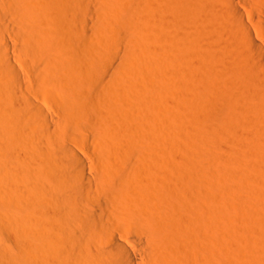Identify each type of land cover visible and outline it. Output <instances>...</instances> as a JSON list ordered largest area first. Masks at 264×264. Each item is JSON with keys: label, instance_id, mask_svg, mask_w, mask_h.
<instances>
[{"label": "bare ground", "instance_id": "bare-ground-1", "mask_svg": "<svg viewBox=\"0 0 264 264\" xmlns=\"http://www.w3.org/2000/svg\"><path fill=\"white\" fill-rule=\"evenodd\" d=\"M88 1L0 0V264H264V0H143L112 34ZM157 79L176 142L129 105Z\"/></svg>", "mask_w": 264, "mask_h": 264}, {"label": "rangeland", "instance_id": "rangeland-1", "mask_svg": "<svg viewBox=\"0 0 264 264\" xmlns=\"http://www.w3.org/2000/svg\"><path fill=\"white\" fill-rule=\"evenodd\" d=\"M97 0H89L88 2H87V5L89 6H87L88 8V11H89V13L88 14H90V18L88 17V19H90L91 21H93L94 23H97L99 26H101V27H104V25H105V27L103 28L104 30H106L105 32L106 33H110V32H112V30H113V32H114V29L116 30V29H118V27L120 26L121 27V24H119V22L121 23V21H119L118 20V18H121L120 20H122V18L124 19V18H126L128 15V13L126 14L125 12H127V11H125V10H127V7H129L130 8V10H129V8H128V12L129 13H131L132 14V11L134 12L135 11V13H133V14H136V15H131V16H134L133 18H138V20L137 19H135L134 21H137V22H135V26H137L138 27V25L137 24H139L140 22V19L142 18L141 16L143 15L142 14V11H138L139 9H140V4H141V7H143V6H145V5H143V4H145L144 2H143V0H139V2H137L138 0H128V1H126V0H113V2H112V0H110V2H109V0L107 1V0H99V1H101V2H96ZM103 1V2H102ZM104 1H106V2H104ZM115 1V2H114ZM124 1H126V2H124ZM132 1V2H131ZM145 1V0H144ZM246 1H248L249 3H252L251 1H249V0H246ZM118 2V3H117ZM127 2H128V4H127ZM137 2V3H136ZM146 2H147V0H146ZM91 3V4H90ZM105 3V4H104ZM110 3V4H109ZM118 5H117V4ZM120 3H122V4H120ZM126 3V4H125ZM140 3V4H139ZM116 4V5H115ZM132 4H137L138 5V8L137 9H135V6L134 5H132ZM99 7H98V6ZM101 5V6H100ZM109 5V6H108ZM136 5V6H137ZM110 6L111 7H113V8H110ZM134 7V9L135 10H133L131 7ZM91 7H92V9H91ZM105 8H109L108 10L107 9H105ZM116 8V9H115ZM121 8V9H120ZM247 8V7H246ZM249 8V7H248ZM119 9H120V11H119ZM123 9H124V11H123ZM142 9V8H141ZM91 10V11H90ZM112 10H114V11H112ZM93 11V12H92ZM98 11V12H97ZM103 11V12H102ZM112 11V12H111ZM116 11V12H115ZM96 14V16H95V14ZM107 13V14H106ZM110 13V14H109ZM123 13L124 14H126V15H123ZM141 14V15H137V14ZM106 14V15H105ZM93 15V16H92ZM99 15H101V16H99ZM123 15V16H122ZM130 15H129V18H130ZM104 16V17H103ZM107 16V17H106ZM126 16V17H125ZM93 17V18H92ZM96 17V18H95ZM110 18V19H109ZM115 18V19H114ZM128 18V17H127ZM100 19H101V21H100ZM106 20V21H105ZM115 20V21H114ZM99 21H100V23H99ZM107 21H110L111 23H112V25H110L111 23L110 22H107ZM116 21H119V22H116ZM104 22H105V24H104ZM114 22V23H113ZM109 24V26H111V27H109L108 28V25ZM113 24H115V27H112L113 26ZM116 24H118V26L116 25ZM107 26V27H106ZM107 28V29H106ZM111 28V29H110ZM114 28V29H113ZM122 28V27H121ZM102 29V31H104ZM123 29V28H122ZM122 29H119L120 30V32H118V34L120 33V36H122L121 35V32H122V34H124L125 32L122 30ZM111 30V31H110ZM109 31V32H108ZM118 31V30H117ZM117 33V32H116ZM110 34H112V33H110ZM109 35V34H108ZM72 36V35H71ZM124 36V35H123ZM122 36V37H123ZM144 41V40H143ZM143 41H141L142 42V44L143 45H146L147 44V46L148 45H150V42L148 41V42H143ZM12 43H11V47H12ZM125 46H123L122 44H119V48H120V51H122L120 54H123L124 55V53H126L125 52V48H124ZM122 48V49H121ZM124 49V50H123ZM127 49V48H126ZM124 52V53H123ZM109 58H110V56H109ZM118 58V57H117ZM116 57H111L110 59H107L108 60V62H109V64H110V62H111V64H115V65H118L119 63H121V57H119V59H117ZM116 59H117V61H116ZM240 60H244V58L242 59H240ZM246 61H248V59H245ZM114 61V62H113ZM196 61H198V60H196ZM242 61H240V63L242 62ZM246 61H244V62H246ZM117 62V63H116ZM239 62V61H238ZM184 63V62H183ZM182 63V64H183ZM197 63V62H196ZM113 64V65H114ZM185 64V63H184ZM243 64H246V63H243ZM186 65V64H185ZM184 66V65H183ZM185 67H187V66H184L183 67V69L185 68ZM192 68V67H191ZM196 68V70H198V67H195ZM193 71L194 72H196L197 73V71L194 69V66H193ZM186 70V69H185ZM193 72V75H192V73H190L192 76L190 77V78H193V76H194V74H196V73H194ZM188 73V72H187ZM190 74H189V76H190ZM185 75V74H184ZM182 76V80L184 81V79L186 78V84H188V86H189V89L190 88H192L190 91H192V92H195L196 90H195V88H194V86H196V84H193L194 86H192V83L193 82H190L192 79H190V81L188 80L189 79V77H185V76ZM188 75V74H187ZM126 77V76H125ZM235 78H239V77H235ZM106 81H105V80ZM103 80V83H105L104 85L106 86V89H105V91L104 90H102V92H99L97 95H96V97L95 98H97L98 99V101L101 99L100 98V96H102V95H105V96H103L102 97V99L104 98V97H106V98H104V100L101 102L102 104V106H101V108L103 109H105L106 107V103H104V102H106V100L105 99H109V97H113V91H112V86H113V84L111 85L109 82H107V80L109 81V79H110V77L108 76V77H105ZM236 79V81L238 82V85H241L242 84V82L240 83L239 81H241V80H237ZM240 79V78H239ZM126 80L128 81V82H131V80L129 79V77H126ZM167 80V79H166ZM193 80H195V77H194V79ZM159 81V82H158ZM196 81V80H195ZM235 81V82H236ZM147 82V87L149 86L150 88H148L149 89V92L147 93L146 91V93L147 94H145V96H143V93H141V95L143 96H140V95H138V94H140V92H138L137 93V95L135 94L136 92L133 90V93L136 95V96H134V94L132 95L131 94V97H130V102H129V105H131L130 103H132L133 101H132V99H135V97H136V103H135V100H134V102H133V105L132 106H136L137 104H139V102H141V100H143V98L144 99H152V100H154V101H152L151 100V102H153V104H156L155 106L158 108V111L157 112H155V116H157L156 117V119H157V122H158V129L160 130L159 132H161L162 134H164L166 137H168V139H170V140H172V137L171 138H169L170 136H169V134H171V132H172V130L175 132L176 131V129H175V126L177 125L176 124V121L178 122V119L181 121V119L182 118H184V116H183V113H185V111L181 114H177V112L179 111V110H182L183 108L186 110V108L185 107H182V109L179 107V106H177V110H178V107L180 108L176 113H173V112H171V111H173L172 109L174 108V110L176 109L175 107H176V104H181V103H179V101H180V98H179V95H180V90L181 89H179V91H178V89L176 90V88L174 87V88H172V86L171 85H167V82H166V84L163 82H161L160 80H153V81H151V83H150V81L148 82V81H145V83ZM197 82V81H196ZM196 82H194V83H196ZM108 83V84H107ZM144 83V84H145ZM158 83V84H157ZM159 84H160V86H159ZM185 84V83H184ZM186 84H185V86H186ZM161 85H162V88H159V87H161ZM167 85V86H166ZM244 85V84H243ZM111 87V88H109V87ZM191 86V87H190ZM242 86V85H241ZM152 87V88H151ZM154 87V88H153ZM197 88V87H196ZM111 89V90H110ZM152 89H154V90H152ZM156 89H157V91H156ZM168 89V90H167ZM186 89V88H185ZM187 89H188V87H187ZM114 90V89H113ZM164 90V91H163ZM107 91H108V93H107ZM112 91V92H111ZM158 91H160V92H158ZM175 91V92H174ZM190 91L189 90H186V91H184V93H186L187 92V95L189 94V96L191 95L190 94ZM156 92L157 93H159V97H156V96H154V94H156ZM178 92V93H177ZM182 92H183V90H182ZM191 92V93H192ZM102 93V94H101ZM112 93V94H111ZM196 93V92H195ZM194 93V94H195ZM99 94H100V96H99ZM109 94H110V96H109ZM149 94H150V96H149ZM193 94V93H192ZM175 95V96H174ZM186 95V94H185ZM186 95V96H187ZM108 97V98H107ZM137 97H139V98H137ZM141 97V98H140ZM151 97V98H150ZM154 97H155V99H154ZM163 97V98H162ZM193 97V96H192ZM158 98V99H157ZM176 98V99H175ZM96 99V100H97ZM101 99V100H102ZM140 99V100H139ZM100 100V101H101ZM164 100H166V101H164ZM155 101H156V103H155ZM158 101V102H157ZM160 102V103H159ZM104 103V104H103ZM90 105H92V104H90ZM89 105V106H90ZM161 105V106H160ZM165 105V106H164ZM186 105V104H185ZM184 105V106H185ZM161 107V108H160ZM187 107V106H186ZM164 108V109H163ZM172 108V109H171ZM162 109H163V111H162ZM167 109V110H166ZM171 109V110H170ZM183 109V110H184ZM157 110V109H156ZM159 110H161V111H159ZM182 110V111H183ZM168 112V113H167ZM177 115V116H176ZM158 118H160V119H158ZM202 119H203V121L204 120H208L207 119V117L204 115V116H202ZM136 120V119H135ZM135 120H133L134 122H135ZM184 119H182V121H183ZM164 121H165V123L166 124H164ZM181 121V122H182ZM136 122H137V120H136ZM181 122H178V125H179V123H181ZM260 122V125H262V124H264V123H262L261 122V120L259 121ZM138 124H139V122H137ZM137 123H135V124H137ZM175 123V124H174ZM159 124H162V125H160L159 126ZM163 124H164V126H163ZM166 125V126H165ZM204 125H207V124H204ZM203 125V126H204ZM170 126V127H169ZM174 126V127H173ZM264 126V125H263ZM172 127V128H171ZM178 126H176V128H177ZM161 128V129H160ZM168 128H169V130H168ZM165 129H167L166 131H165ZM198 129H200V126L198 127ZM203 129H204V127H203ZM209 129H211V128H209ZM201 130V129H200ZM165 131V132H164ZM174 132H172V134L173 135H175L174 134ZM210 132H212V130L210 131ZM166 133V134H165ZM169 133V134H168ZM176 134H178L177 132H175ZM168 134V135H167ZM212 134V133H211ZM192 137H194V136H192ZM211 139H209L208 140V143H209V146L211 147V149L213 148L215 151H217V154L219 155V156H223V157H225V158H227V152L225 151L226 149H225V144H223V139H218L217 141H216V139L214 138V137H210ZM214 138V139H213ZM173 139H174V137H173ZM190 139L191 140H193V141H196V138H191L190 137ZM175 140V142H176V140L178 141V139H174ZM174 140H172V142L174 141ZM222 141V142H221ZM218 142V143H217ZM211 143V144H210ZM223 145V146H222ZM213 146V147H212ZM216 146V147H215ZM82 149H83V151L85 152V154L88 156V157H92L93 155H92V149H90V148H92V147H90L89 145L88 146H84V147H81ZM118 148H120V147H118ZM85 149V150H84ZM218 149V150H217ZM120 150H122L121 148H120ZM176 151V150H175ZM188 151V150H187ZM222 151H224V152H222ZM178 152V151H177ZM177 152H176V154H177ZM173 153H171V155H172ZM175 154V153H174ZM181 154V155H180ZM226 154V155H225ZM177 156H181L183 159L185 158V151H184V149L183 150H181V151H179L178 152V155ZM107 157V159H110L111 160V157L109 156V155H107L106 156ZM173 158V160L172 159H169L170 160V162L171 163H174V162H176L174 159H175V157H176V155L174 156H172ZM180 157V158H181ZM92 159V158H91ZM216 171H217V169H215ZM240 230V229H239ZM5 232L7 233V231L5 230ZM211 232H212V230H211ZM236 233L234 234V236H233V238H238L237 240L236 239H234V242H233V245L234 246H236L237 245V247L239 246L243 251H245V249H247V248H249L250 249V247H251V244H250V242L248 241V240H250V235H249V233L247 234V232H243V231H240V233L239 234H237L238 233V231H235ZM218 233V234H217ZM210 234V233H209ZM208 234V235H209ZM220 233L219 232H215V233H213L212 234V236L215 238V239H217V240H220V238H221V235H219ZM207 235V236H208ZM211 236V235H210ZM238 236V237H237ZM210 238V237H209ZM242 238V239H241ZM236 240V241H235ZM237 243V244H236ZM242 243V244H241ZM236 244V245H235ZM248 245H250V246H248ZM219 247L221 248L222 246H221V244H219ZM237 259H239V260H237ZM233 260H235V263L236 264H239V262H240V264L242 263V264H245L246 262V264H248V261H246V259L245 258H243V257H232V262L234 263V261ZM238 261V262H237Z\"/></svg>", "mask_w": 264, "mask_h": 264}]
</instances>
